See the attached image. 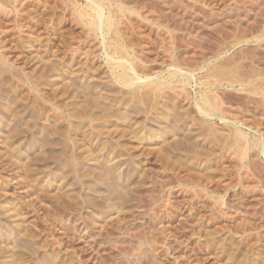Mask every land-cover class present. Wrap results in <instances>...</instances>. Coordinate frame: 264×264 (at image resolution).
<instances>
[{
	"label": "rangeland",
	"instance_id": "1",
	"mask_svg": "<svg viewBox=\"0 0 264 264\" xmlns=\"http://www.w3.org/2000/svg\"><path fill=\"white\" fill-rule=\"evenodd\" d=\"M96 3L0 0V264H264V0Z\"/></svg>",
	"mask_w": 264,
	"mask_h": 264
},
{
	"label": "bare ground",
	"instance_id": "2",
	"mask_svg": "<svg viewBox=\"0 0 264 264\" xmlns=\"http://www.w3.org/2000/svg\"><path fill=\"white\" fill-rule=\"evenodd\" d=\"M87 2H88V9H89V11H90V13L89 14H86V15H81L80 17L82 18V17H84V16H88V18L90 17L91 18V20H90V23H88L89 24V27L91 26V27H93L94 29H95V31L96 32H98L99 34V36L102 38L101 40H103V41H105V36H107L108 34H109V31H110V29H111V27H112V25L114 24V22L112 23V22H110L108 19H107V17L105 16V13H104V9L102 8V7H100V6H98V4L96 3V0H87ZM99 2V1H98ZM102 5V4H101ZM122 11V10H121ZM84 12V11H83ZM83 12H81L82 14H83ZM112 12V11H111ZM110 12V13H111ZM85 13V12H84ZM88 13V12H87ZM112 14V13H111ZM113 15V14H112ZM112 17V19H113V16H111ZM114 20V19H113ZM112 20V21H113ZM115 25H113V27H114ZM87 27V26H86ZM113 30V29H112ZM111 30V31H112ZM116 30V29H115ZM118 31V30H117ZM94 32V31H93ZM114 33H115V31H114ZM119 33V32H118ZM113 34V33H112ZM115 35V34H114ZM117 35V34H116ZM115 35V36H116ZM98 36V37H99ZM112 36V35H111ZM110 39H112L111 37H110ZM116 39H117V36H116ZM113 40V39H112ZM103 41H102V44H103ZM111 41V40H110ZM113 41H115V39L113 40ZM120 43V42H119ZM121 43H123V42H121ZM115 44H116V41H115ZM118 45V44H117ZM123 45V44H122ZM122 45H119V46H121L122 47ZM108 47H105V43H104V50H103V52H105V56L104 57H106V59H107V62L108 63H110L112 66H113V71H116L117 72V74L118 75H116V77H115V79H117V81H118V83L122 86V87H124V89L125 88H127V89H130V90H133L134 92H132V91H129L130 93H133L134 94V97L136 96L137 97V95H139L140 94V96H141V94H143V96H144V92H145V94L147 93V92H155V91H158V90H160L161 89V87H163V85H164V83L163 84H161V82H162V80H160V79H157L156 77L155 78H153L152 76H143V75H140L138 72H137V70H136V68H137V65H135V61L134 60H132L133 61V63H131L132 61H130V62H128L127 60H125L124 58H122L120 55H119V57L120 58H118V57H116V56H118L117 55V53H115V55H114V53H112L113 55H111V54H109L108 52H107V49L106 48H110L109 47V44L107 45ZM128 47H130L129 45H127ZM112 47V46H111ZM102 48H103V46H102ZM131 48V47H130ZM111 49V48H110ZM119 49V48H118ZM122 49H123V47H122ZM132 49V48H131ZM131 49H128V50H130L131 51ZM116 50V49H115ZM125 50V48L123 49V51ZM127 50V51H128ZM133 50V49H132ZM117 51V50H116ZM114 52V51H113ZM118 53H119V51H118ZM121 53V52H120ZM131 53V52H130ZM125 54V53H124ZM135 54V53H134ZM122 55V54H121ZM126 55V54H125ZM143 62V61H142ZM137 64V63H136ZM136 66V67H135ZM139 66H141V65H139ZM143 67V66H142ZM120 68V69H119ZM170 68V67H169ZM175 68V67H174ZM178 68V67H177ZM139 69V68H138ZM142 69V68H141ZM143 69H145V67L143 68ZM168 69V68H167ZM170 69H172V68H170ZM170 69H168V70H170ZM174 70V72H172V73H170V78L171 79H175V78H177L178 76H179V73H181V72H179V70L177 71L176 69H173ZM149 73V72H148ZM185 73V72H184ZM192 73V72H191ZM145 74V73H144ZM186 74V73H185ZM188 74V73H187ZM147 75V74H146ZM154 76V75H153ZM184 80H183V82H182V85L183 86H187L188 85V83H189V79L188 78H186L185 76H182V75H180ZM190 76V75H189ZM178 81V80H177ZM176 81V82H177ZM178 82H180V80L178 81ZM167 83V82H166ZM173 83V82H172ZM175 84V83H174ZM170 85V84H169ZM76 86V85H75ZM168 86V85H167ZM171 86V85H170ZM165 87V86H164ZM163 87V88H164ZM182 87V86H181ZM198 87V86H197ZM76 88H77V86H76ZM82 88V87H81ZM167 88V87H166ZM175 88H177V87H175ZM83 89V88H82ZM117 89V88H116ZM147 89V91H145ZM180 89V88H179ZM183 89H184V87H183ZM77 91V90H76ZM81 91V90H80ZM91 91H92V89H91ZM115 91V90H114ZM178 91V90H177ZM183 91V90H182ZM184 91H185V93H186V90L184 89ZM71 92V91H70ZM73 92V91H72ZM85 92V91H84ZM89 92H90V88H89ZM113 92V91H112ZM124 92H125V90H124ZM128 92V91H127ZM128 92V93H129ZM161 92V91H160ZM176 92V91H175ZM179 92V91H178ZM188 92V91H187ZM75 93H77V92H75ZM75 93H73L74 95H75ZM116 93H118V92H116ZM122 93H123V91H122ZM181 93H183V92H181ZM64 94H66V93H64ZM72 94V95H73ZM90 94V93H89ZM93 94H94V92H93ZM97 94V93H96ZM124 94V93H123ZM148 94V93H147ZM146 94V95H147ZM150 94V93H149ZM156 94V93H155ZM69 95V94H68ZM77 95V94H76ZM84 95V97H86L85 95L86 94H83ZM91 95V94H90ZM98 95H100V94H98ZM126 95H128V94H126ZM129 95H132V94H129ZM145 95V96H146ZM179 95V94H178ZM184 95V94H183ZM64 96V95H63ZM79 96V95H78ZM93 95H91V97H92ZM133 96V95H132ZM148 96V95H147ZM150 96H151V94H150ZM155 96V95H154ZM158 96V95H157ZM61 97V96H60ZM83 97V96H82ZM90 97V96H89ZM95 97H96V95H95ZM109 97H111V96H109ZM125 97V96H124ZM128 97V96H127ZM133 97V98H134ZM176 97H177V95H176ZM214 97H216V96H214ZM62 98V97H61ZM71 98H72V96H71ZM70 98V99H71ZM100 98V97H99ZM108 98V97H107ZM138 98V97H137ZM150 98V97H149ZM173 98V97H172ZM73 99V98H72ZM75 99V98H74ZM92 99H94V98H91L90 100H92ZM102 99V98H101ZM100 99V100H101ZM117 99H119V97H117ZM131 99V98H130ZM129 99V100H130ZM136 99V98H135ZM76 100V99H75ZM123 100H125V99H123ZM128 99H127V101H129ZM136 100H139V99H136ZM154 100H156L155 98H154ZM89 101V100H88ZM92 101H94V100H92ZM99 101V100H98ZM97 101V102H98ZM118 101H120V100H118ZM118 101H116V102H118ZM131 101V100H130ZM146 101V100H145ZM151 101V100H150ZM78 102V101H77ZM96 101H94L92 104L94 105V103H95ZM96 102V103H97ZM101 102V101H100ZM114 102V101H113ZM126 102V101H125ZM134 102H136L137 103V101H134ZM139 102V101H138ZM154 102V101H153ZM79 103H81V101L79 102ZM91 103V102H90ZM99 103V102H98ZM109 103V102H108ZM147 103V102H146ZM195 103V102H194ZM56 104V103H55ZM70 104V103H69ZM74 104V103H73ZM72 104V105H73ZM117 104V103H116ZM119 104V103H118ZM138 104V103H137ZM153 104V103H152ZM155 104V103H154ZM167 104V103H166ZM217 104H219V102L217 103ZM216 104V101H215V99H210V98H206V96L204 97V96H201V100H200V103L199 104H197L196 105V107L198 108V110H199V113L203 116H205V117H208V118H212V117H214V116H218V113H220L219 112V106ZM57 105V104H56ZM75 105V104H74ZM85 104H83L82 105V107L84 106ZM88 105V104H87ZM87 105H85V106H87ZM113 105V104H112ZM41 106H42V104H41ZM53 106H54V104H53ZM79 106H80V104H79ZM92 106V105H91ZM98 107H99V104L97 105ZM118 106V105H117ZM153 106V105H152ZM9 107V106H8ZM46 107V106H45ZM68 107V106H67ZM88 107H90V106H88ZM95 107H96V105H95ZM94 107V108H95ZM105 107V106H104ZM104 107H102V108H104ZM116 107V106H115ZM124 107V106H123ZM147 107V106H146ZM154 107V106H153ZM156 107V106H155ZM221 107V106H220ZM69 108V107H68ZM100 108H101V106H100ZM99 108V109H100ZM11 109V108H10ZM43 108H41V110H42ZM87 109H89V108H87ZM131 109V108H130ZM151 110H153L152 109V107L150 108ZM71 110V109H70ZM83 110H84V107H83ZM94 110V109H93ZM102 110V109H101ZM107 110V109H106ZM106 110H104V111H106ZM110 110V109H109ZM133 110H135V108L134 109H132V111ZM147 110V109H146ZM158 110V109H157ZM220 110H221V108H220ZM46 111H48V110H46ZM82 111V110H81ZM87 111V110H86ZM96 111V110H95ZM100 111V110H99ZM131 111V112H132ZM141 111H143L142 110V108H141ZM141 111H139V112H141ZM222 111V110H221ZM10 112V111H9ZM41 112H43V111H41ZM49 112V111H48ZM67 112V111H66ZM74 112V111H73ZM83 112V111H82ZM102 112V111H101ZM100 112V113H101ZM111 112H112V110H111ZM114 112V111H113ZM135 112H136V110H135ZM134 112V113H135ZM139 112H137V115L139 114ZM150 112V111H149ZM8 113V112H7ZM38 113V112H37ZM36 113V114H37ZM50 113V112H49ZM70 114L72 113V112H69ZM78 113V112H77ZM84 113H86L85 112V110H84ZM89 113V112H88ZM88 113H86L87 115H88ZM105 114H107L106 112H104ZM53 114V113H52ZM70 114H68V115H70ZM83 114V113H82ZM94 114V113H93ZM110 113H108V115H109ZM113 114H115V113H113ZM131 114H133V113H131ZM221 114H223V113H221ZM12 115V114H11ZM10 115V116H11ZM38 115V114H37ZM74 115V114H73ZM84 115V114H83ZM82 115V116H83ZM87 115H85V116H87ZM95 115H96V113H95ZM110 115H112V114H110ZM116 115H118V114H116ZM122 115H124V114H122ZM129 115V114H128ZM7 116V115H6ZM36 116V115H35ZM81 116V117H82ZM102 116V115H101ZM107 116V115H106ZM113 116H115V115H113ZM119 116V115H118ZM121 116V115H120ZM53 117H54V115H53ZM60 117V116H59ZM62 118H63V116H61ZM65 117V116H64ZM72 117V116H71ZM76 117L77 116H75V119H76ZM90 117H91V115H90ZM92 117H94L93 115H92ZM91 117V118H92ZM97 117V116H96ZM99 117H100V114H99ZM110 117V116H109ZM116 118H117V116H115ZM125 117H126V119L128 118L127 117V114L124 116V119H125ZM58 118V117H57ZM78 118H80L79 116H78ZM101 118V117H100ZM105 118V117H104ZM216 118V117H215ZM55 119V118H54ZM59 119V118H58ZM65 119V118H64ZM119 119V118H118ZM121 120H122V118H120ZM63 120V119H62ZM131 120V119H130ZM225 120V118L224 117H221V119H220V121H224ZM56 122V121H55ZM57 122H58V120H57ZM90 122V121H89ZM59 123V122H58ZM135 124H136V122H134ZM66 124V123H65ZM73 124V123H72ZM55 125V124H54ZM133 125V124H132ZM60 126V125H59ZM71 126V125H70ZM73 126V125H72ZM85 126V125H84ZM134 126V125H133ZM54 129H55V127H54ZM60 129V128H59ZM128 129V128H127ZM25 130V129H24ZM65 130H66V128H65ZM129 130H130V128H129ZM19 131V130H18ZM22 131V130H21ZM55 131V130H54ZM53 131V132H54ZM57 131V130H56ZM60 131V130H59ZM58 131V132H59ZM128 131V130H127ZM131 131V130H130ZM154 131V130H153ZM52 132V133H53ZM47 133V132H46ZM60 133V132H59ZM236 133V132H235ZM234 132H233V138L235 137L234 136V134H235ZM58 133H54L53 134V136L54 135H57ZM63 134V133H62ZM141 134V133H140ZM44 135V134H43ZM64 135H65V132H64ZM92 135V134H91ZM133 135V134H132ZM138 135H139V133H138ZM236 135V138L239 140V142L237 141V139H236V141L238 142V143H240L241 141L240 140H242V139H245L244 138V136L242 135V134H240V133H236L235 134ZM13 136H15V135H13ZM51 136H52V134H51ZM62 136V135H61ZM129 136H130V134H129ZM87 137H88V135H87ZM89 138V137H88ZM95 139V138H94ZM134 139V138H133ZM137 139V138H136ZM235 140V139H234ZM235 141V142H236ZM67 148V147H66ZM246 148V147H245ZM68 149V148H67ZM69 149H70V147H69ZM68 149V150H69ZM66 150V149H65ZM245 150V149H244ZM63 151V150H62ZM64 152V151H63ZM64 154H66V152L64 153ZM63 155V154H62ZM75 156V155H74ZM77 158V157H76ZM95 159V158H94ZM107 164V163H106ZM111 174H114V173H111ZM120 176V175H119ZM113 177V176H112ZM118 177V176H117ZM122 177V176H121ZM118 179V178H117ZM110 180V179H109ZM113 180H115V179H113ZM121 180V179H120ZM119 181V180H118ZM114 182V181H113ZM117 183V182H116ZM1 210V209H0ZM2 211V210H1ZM59 212V211H58ZM55 214H58L57 212L55 213ZM61 214V213H60ZM58 216H60L59 214H58ZM61 217V216H60ZM15 228V227H14ZM8 231V230H7ZM6 232V231H5ZM4 232V233H5ZM27 232V231H26ZM10 233H11V231H10ZM13 233V232H12ZM17 233H19V232H17ZM22 233V232H21ZM3 234V233H2ZM9 235V234H8ZM21 236H23V234H20ZM24 235H25V233H24ZM6 237H8V236H6ZM12 237V236H11ZM26 238V237H25ZM27 238H29V237H27ZM14 239V238H13ZM31 239H32V237H31ZM10 241V240H9ZM2 242V241H1ZM7 243V242H6ZM9 243V242H8ZM11 243V242H10ZM23 243V242H22ZM1 245H3V244H1ZM8 245V244H7ZM17 246H18V244H17ZM21 246V245H20ZM1 247V246H0ZM15 247V246H14ZM24 247V246H23ZM5 248H8L7 246L5 247ZM12 248V247H11ZM16 248V247H15ZM1 249V248H0ZM9 249V248H8ZM17 249V248H16ZM25 249V248H24ZM2 250H3V248L0 250V252H2ZM12 250L14 251V249L12 248ZM22 250V249H21ZM4 251V250H3ZM7 251V250H6ZM17 251V250H16ZM15 252V251H14ZM14 252H11L12 253V255H13V253ZM21 252H23V251H21ZM28 252V251H27ZM35 252V251H34ZM37 252V251H36ZM9 253V252H8ZM10 253V254H11ZM30 253L32 254V252H30L29 251V255H30ZM3 254V253H2ZM2 254H0V256L2 255ZM16 254V253H15ZM14 254V255H15ZM5 255H7V254H5ZM20 255V254H19ZM33 255H35V254H33ZM31 257V256H30ZM7 258V257H6ZM15 258L17 259V258H24V257H16L15 256ZM26 258H29V257H26ZM8 259V258H7ZM14 259V258H13ZM5 260V259H4ZM29 260V259H28ZM1 261V260H0ZM20 261L21 262H23L21 259H20ZM13 262V261H12ZM19 262V261H18ZM16 263V262H15ZM9 264V263H8Z\"/></svg>",
	"mask_w": 264,
	"mask_h": 264
}]
</instances>
